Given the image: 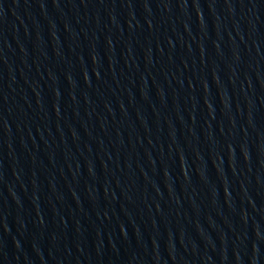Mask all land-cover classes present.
<instances>
[{
  "label": "water",
  "instance_id": "95a60500",
  "mask_svg": "<svg viewBox=\"0 0 264 264\" xmlns=\"http://www.w3.org/2000/svg\"><path fill=\"white\" fill-rule=\"evenodd\" d=\"M0 264H264V0H0Z\"/></svg>",
  "mask_w": 264,
  "mask_h": 264
}]
</instances>
